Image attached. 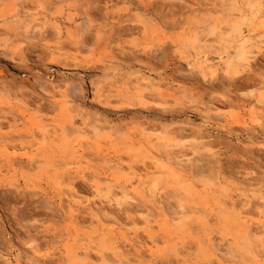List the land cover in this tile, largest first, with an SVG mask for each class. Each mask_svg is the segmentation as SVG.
<instances>
[{
  "label": "rangeland",
  "instance_id": "obj_1",
  "mask_svg": "<svg viewBox=\"0 0 264 264\" xmlns=\"http://www.w3.org/2000/svg\"><path fill=\"white\" fill-rule=\"evenodd\" d=\"M16 8L40 19L37 39H25ZM86 14L91 26L75 41ZM141 74L153 83L145 103L121 83ZM51 82L70 91V112L48 94ZM100 82L107 90L116 82L109 100L94 92ZM153 89L174 95L156 105ZM0 97L3 131L12 132L0 138V264H16L20 252L24 264H125L120 249L137 237L145 247L124 248L129 264H262L250 251L264 249V227L240 238L264 221V0H0ZM216 112L219 120L208 118ZM101 117L110 127L97 136L84 121ZM37 121L50 130L45 142L30 136ZM82 152L94 169L83 161L76 172ZM119 162L123 175L102 185L122 186L137 204L116 199L96 221L73 202L97 201L94 173ZM33 240L44 259L26 257Z\"/></svg>",
  "mask_w": 264,
  "mask_h": 264
},
{
  "label": "bare ground",
  "instance_id": "obj_2",
  "mask_svg": "<svg viewBox=\"0 0 264 264\" xmlns=\"http://www.w3.org/2000/svg\"><path fill=\"white\" fill-rule=\"evenodd\" d=\"M49 3L50 2H47V3H44L43 4V8H46L48 5H49ZM25 14H26V11H24V9L23 10H19V9H14V13H13V15L14 16H16L17 18H18V22H19V27L21 28V31H22V33L25 35V39H27V40H34V39H37V37L40 35V33L42 32V30L44 29V26L43 25H41L40 24V19H30V20H25V18H26V16H25ZM87 15V14H86ZM86 19H84V20H82V21H80L77 25H76V30L75 31H73V32H71L70 33V37L72 38V39H76V38H78L77 37V33L79 34V33H81V35H82V33H83V35H84V33L86 32V30L88 29V28H90V24H91V18H90V16L89 15H87L86 17H85ZM145 21V20H144ZM147 22V21H146ZM145 23V22H144ZM237 29V28H236ZM98 31V30H97ZM100 32V33H99ZM99 32L97 33L98 34V36L100 37L101 35H102V37H103V34H101V32L102 31H100L99 30ZM237 32H239V31H237ZM234 33H236V32H234ZM82 35V36H83ZM88 36V35H87ZM80 37V36H79ZM101 38V37H100ZM80 39V38H79ZM82 39V38H81ZM76 41V40H75ZM84 41V40H83ZM82 40H79V41H77V43H78V51H82V48H83V45H84V42H83ZM20 42V41H19ZM25 42H22L21 41V44H24ZM17 44H19V43H17ZM110 44H113V42H111ZM14 45V44H13ZM111 46V45H110ZM18 47V46H17ZM19 47H22V46H19ZM189 47V46H188ZM16 51H19L18 49L16 50ZM62 49L60 48V49H53V51L52 52H54V55L53 56H55L56 55V61H58L57 59H59L60 60V58L61 57H63V53H62ZM238 51H241V48H240V50L238 49ZM12 52V51H11ZM114 52H116L115 51V48H114V46H112L111 47V53L114 55ZM244 51H243V49H242V51H241V53H243ZM240 53V54H241ZM240 56V55H239ZM242 56V55H241ZM240 56V57H241ZM244 57V56H243ZM55 59V58H54ZM77 59V58H76ZM232 59V58H231ZM210 63V60L209 59H206L205 60V62L201 65V66H199V69L201 70L202 68H204V67H209V64ZM139 72H131V73H129V75H128V73H127V75L128 76H130V77H133V76H139ZM116 75V74H115ZM142 75V74H141ZM116 77V76H115ZM108 77H106V79H107ZM113 78V77H112ZM110 79V78H109ZM108 79V80H109ZM129 79V78H128ZM113 80V79H112ZM126 80V79H125ZM138 80V79H137ZM107 81V80H106ZM119 81H121V80H119ZM139 82L137 83L136 82V84H133V82L131 81V80H126V81H123V82H121V83H123V91L124 92H126V94L127 93H129L132 89L134 90V89H137L138 90V92L136 93V97L137 98H139L142 102H148V101H150L148 98H150L151 96H150V94H148L147 93V91L149 90V89H151V87H153V83L151 82V79H150V77H147V76H145V75H142L141 77H140V79L138 80ZM113 82V81H112ZM52 83V82H51ZM116 83V82H115ZM115 83L113 84V86H111V88L109 89V90H107V88L105 89V86H102L101 85V82L100 83H98L95 87H94V92H96V94L98 95V96H100V97H106L108 100H109V97L108 96H106V92L107 91H111L112 90V88H117L116 87V85H115ZM119 83V82H118ZM120 83V84H121ZM52 85H53V88H51V89H53V91L52 92H50V93H48V94H51V97L52 98H56L57 97V95H61L60 97H62L63 98V100H62V98H61V101L59 102V100L57 101L58 103H62V104H64V107H65V112H70V110H71V108H72V106H71V104H72V99L69 97V92L67 91H60L59 89H58V87L60 86H57L56 87V85H55V83H52ZM111 85V84H110ZM50 87V86H49ZM155 87H157V86H155ZM161 87V86H160ZM5 88V87H4ZM60 88V87H59ZM6 89V88H5ZM7 89H10V88H7ZM61 89V88H60ZM117 90H118V88H117ZM136 90V91H137ZM178 90V89H177ZM8 92V91H7ZM120 92V91H119ZM11 93V92H10ZM8 94V96L9 97H11V95L9 94V93H7ZM6 94V95H7ZM119 94V93H118ZM15 95V94H14ZM151 95L153 96L154 95V99L151 101V103H154V104H156V105H165V104H168V102H169V99H170V97H172L174 94H169V95H167V96H165L164 95V93H162V92H160L159 91V89H153L152 90V93H151ZM1 98V97H0ZM59 98V97H58ZM111 98V97H110ZM57 100V99H56ZM161 100V101H160ZM162 101H165V102H162ZM5 104H8L7 102H6V100L4 101L3 99H1V101H0V107H3ZM61 105V104H60ZM7 106V105H6ZM86 112V111H85ZM87 113V112H86ZM83 114V113H82ZM93 114V113H92ZM95 114V116H96V113H94ZM93 114V115H94ZM88 115V114H87ZM89 115H90V113H89ZM72 116V115H71ZM83 116H85L84 114H83ZM82 116V117H83ZM87 117V116H86ZM90 117H92L91 115H90ZM103 117V116H102ZM102 117H101V119H102ZM222 117V115L220 114V113H210V114H208V118L209 119H213V120H219L220 118ZM92 118H94V117H92ZM96 118V117H95ZM99 118V117H98ZM91 120V121H90ZM85 124H86V126H88L89 124H92L93 123V125H92V130L94 131V133L97 135V136H102V131L104 130V129H106L108 126L110 127V124L108 125L107 123H109L108 121H104V119H102V120H100V119H96V120H92V119H89V118H86L85 119ZM91 122V123H90ZM144 125V124H143ZM143 125H141V126H143ZM14 126V125H13ZM12 125H11V127H13ZM112 126V125H111ZM108 127V128H109ZM90 128V127H89ZM120 128V127H119ZM35 129V128H34ZM111 129V128H110ZM112 129H113V127H112ZM142 129H143V131H145L147 128L146 127H142ZM119 130H121V129H119ZM185 130V129H184ZM15 132V131H14ZM88 132V131H87ZM161 132H166V133H168L169 132V130H168V128H167V130H166V127L165 126H162L161 127V131L159 132V133H161ZM180 132V131H179ZM12 134V132H7V133H5L4 131H3V124L0 122V138H2L3 139V137L4 136H9V135H11ZM49 134H50V130H49V128H48V126H45V125H42L40 122H38L37 121V123H36V129L34 130V131H32L31 132V134H30V136L32 137V138H36L38 135L40 136H42L43 137V141L45 142L46 141V139L48 138V136H49ZM22 135V134H21ZM103 135H104V133H103ZM178 136H180V137H182V134H177ZM176 135V136H177ZM40 136V137H41ZM114 136V135H113ZM11 137H13V136H11ZM176 139H177V137H176ZM21 140V139H20ZM178 140V139H177ZM23 142V140L21 141V143ZM3 143V142H2ZM198 145H200V144H198ZM5 146H6V143H5ZM8 146V145H7ZM12 146H14V145H12ZM4 147V146H3ZM15 147V146H14ZM177 148H179V147H177ZM193 148V147H192ZM9 149H10V146H9ZM12 149V148H11ZM10 149V150H11ZM19 149V148H18ZM83 150V149H82ZM131 150V149H130ZM84 151V150H83ZM1 152V151H0ZM30 153V152H29ZM169 154H172V152L170 151L169 153H168V155ZM2 156H0V158H1ZM4 157H5V155H4ZM169 157V156H168ZM171 157V156H170ZM8 158V157H7ZM2 160H4V159H2ZM98 160H99V157H98ZM101 160H102V158H101ZM179 160V159H178ZM182 160V159H181ZM83 161H85V162H87L88 164V167H89V169L92 167H94V162L92 161V160H90V159H88L87 157H86V155H85V153H83L82 152V154L79 156V158H78V160H77V162H75V166L74 167H72L71 169L73 170L74 169V171H76V172H80V171H84L85 169H84V167H82V162ZM7 162V161H6ZM108 162V161H107ZM158 162H160V164H161V167H166L167 166V164H166V162L165 161H158ZM174 162V161H173ZM84 163V162H83ZM98 163V162H97ZM176 163L178 164V167L181 169V170H185L186 169V166L187 165H181L180 166V163H182L180 160L179 161H176ZM9 164H10V162H9ZM72 166V164L71 165H69V167H71ZM124 165L122 164V163H116V164H106V166H104V169L106 170V171H111V173H109V174H105V175H96V173H94V176L95 177H97V178H99V179H97L98 181H97V183L95 184V187H96V198H97V201L95 200V201H89V202H87V205L85 206L84 204L85 203H83V202H73V205H77L78 207H87L89 210H90V212L88 213L93 219H95L96 221H100V222H102V219H101V217H100V214H103V215H107L108 213H102L103 212V210H104V206L106 207L107 205L109 206V207H112L113 205H114V203H115V200L116 199H122V200H124V203L126 202L127 204H129V203H133L134 204V202H136V198L130 193V192H128V191H125V189L122 187V186H115V185H109L106 189L103 187V183H106V182H109V181H107V180H112V179H118V177H119V175H123V173H121V171L124 169ZM131 167V166H130ZM96 168V167H95ZM94 169V168H93ZM171 172H175V169L173 168V167H170L169 166V168H168ZM203 171H207V170H204V169H199V170H197V172H195V173H197V174H201V173H203ZM93 174V173H92ZM126 175V174H125ZM69 176V175H68ZM71 177V176H70ZM84 179H89V173L88 172H84L83 173V176H82ZM121 177V176H120ZM71 184V183H70ZM74 186V185H73ZM105 186V185H104ZM72 192V191H71ZM75 193H77V192H75ZM72 194V193H71ZM76 195V194H75ZM81 195V194H80ZM73 196H74V192H73ZM162 196V195H161ZM82 198V197H81ZM160 198H162V197H159L158 199H156L155 201H154V203H155V205L157 204L158 205V208L160 209V211H161V213H163L164 214V216H165V218L167 219L168 218V216H169V214L171 213V212H169V207H167L168 205L167 204H165V203H163L161 200H160ZM165 199V198H164ZM98 202H99V204H98ZM119 202V201H118ZM131 203V204H132ZM72 204V203H71ZM136 204H137V202H136ZM156 205V206H157ZM118 206V205H117ZM116 206V207H117ZM122 206V205H121ZM130 206V205H129ZM107 208V207H106ZM121 208V207H120ZM157 208V209H158ZM185 209V208H184ZM183 209V210H184ZM193 209V208H192ZM195 209H197V208H195ZM136 210H139V207H138V209H136ZM194 210V209H193ZM75 210H70L69 211V213H68V215L74 220L75 218H76V215H75ZM150 218H151V216H149V214L146 216V218H145V220L149 223L150 222ZM115 221H117L118 223H121L122 222V219H120L119 217L118 218H116V220ZM228 221V220H227ZM117 223V224H118ZM230 223H231V221H230ZM234 224V223H233ZM236 224V223H235ZM238 226V225H237ZM244 226V225H243ZM264 227V221H261V222H259V226L255 229H251V226H249V225H247L246 227H245V230H246V237H239L240 238V241H241V239L242 240H247V236L250 234V233H252V232H254V231H257L258 229H260V228H263ZM152 228V227H151ZM241 228V227H240ZM242 231H240V233H241ZM245 232V231H244ZM46 233H51L50 231H47ZM255 233V232H254ZM257 233V232H256ZM128 234V233H127ZM239 234V233H238ZM51 235V234H50ZM153 235H155V234H153ZM52 236H54L55 238H56V235L55 234H53L52 233ZM150 236V239H151V241H154L155 240V238L153 237V236H151V235H149ZM124 238V237H123ZM158 238V237H157ZM126 240V239H125ZM232 240L234 241V243L235 244H237L238 243V241L237 240H239L238 238H237V236H234L233 238H232ZM58 241V240H57ZM129 242V241H128ZM144 241H141L138 237L136 238V240H132V241H130L128 244H126V245H124V248L125 247H130V248H134V249H136L137 251H138V254L139 255H142V253H143V248L145 247V245H144V243H143ZM123 244H125V243H123ZM120 245V244H119ZM122 245V244H121ZM54 246V245H53ZM27 251H26V257H29L30 259H29V261H34V260H36V259H44L45 258V255H40L39 253H40V249L41 248H43V246H42V244H40V243H38L36 240H33V241H31L29 244H27ZM124 248H122V249H120V253H119V261L121 262V263H125V264H129L131 261H130V258L128 257V255L126 254V252H125V250H124ZM263 248H264V245H263ZM50 249V248H49ZM52 249V248H51ZM57 249H59V247H57V246H55V248H54V250L53 251H55V250H57ZM125 249H127V248H125ZM216 250L221 254V256L225 259V260H228V257H227V254H225L224 253V251H223V248H221V245H216ZM224 253V254H223ZM250 253L252 254V255H254L255 257H256V259L258 260V261H261L262 262V264H264V249H262V251L261 252H259V254L258 253H256V254H254V253H252L251 251H250ZM52 254H54V253H50V255H52ZM117 254V253H116ZM152 255H154V253L152 252ZM3 257V256H2ZM4 258V260H6V261H8V263L10 262V260L9 259H7L6 257H3ZM24 260H25V256L20 252V253H18L17 255H16V264H24L23 262H24ZM44 261V260H43ZM46 261V260H45ZM119 262V263H120ZM226 262V261H225Z\"/></svg>",
  "mask_w": 264,
  "mask_h": 264
}]
</instances>
